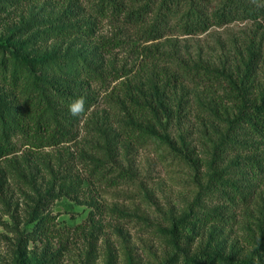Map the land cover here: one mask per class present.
<instances>
[{"label": "rangeland", "instance_id": "1", "mask_svg": "<svg viewBox=\"0 0 264 264\" xmlns=\"http://www.w3.org/2000/svg\"><path fill=\"white\" fill-rule=\"evenodd\" d=\"M243 1L254 15L221 23L216 11L229 0H180L160 19L161 36L145 40L112 5L99 14L108 0H0V63L52 53L54 68L32 69L71 78L80 62L100 75L89 111L68 126L69 142L31 150L18 141L0 161V264H187L205 252L244 264L255 256L264 243V142L237 120L233 97L259 104L264 96V0ZM69 15L91 21L92 35L18 44ZM103 39L120 45L103 52ZM127 88L168 94L174 117L159 114L155 132L128 135L119 103ZM206 210L218 216L203 221ZM47 213L43 237L35 225Z\"/></svg>", "mask_w": 264, "mask_h": 264}, {"label": "trees", "instance_id": "2", "mask_svg": "<svg viewBox=\"0 0 264 264\" xmlns=\"http://www.w3.org/2000/svg\"><path fill=\"white\" fill-rule=\"evenodd\" d=\"M178 1L180 0H159V2L144 0L141 3L139 0H108L109 4L102 5L99 14L106 17L107 8L112 5L116 14L124 15L126 20L135 26H141V29L139 28L137 31L144 36L143 39L149 40L153 36L156 39L161 36L160 19H164L167 12L172 11V4L178 5ZM253 8L254 5L246 4L243 0H229L225 9L217 10L216 15L221 23H227L242 16L252 17L254 15ZM151 14L155 15L154 22L148 25L147 16ZM69 18L68 24H53L46 27L42 33L30 35L17 42L22 48H27L38 35L52 38L92 35L91 21L72 22L73 17L69 15ZM201 23L204 21L197 24L201 26ZM194 26H197L196 23ZM8 38L9 41L12 39L10 36ZM119 45L120 41L103 39L98 47L103 52L109 53ZM54 62L55 56L52 53L39 57H31L30 53H14L12 62L6 59L0 63V161L19 151L18 141L31 150H41L46 146H58L69 142L73 135L68 126L73 123L74 119L89 111L93 99L89 92L92 81L99 78V72L89 66L88 70L84 71V66L77 62L74 65L76 71L74 76L61 79L56 75L39 73L31 67L32 63H36L54 68ZM81 73H85V78H78ZM158 91L148 97L140 90L132 91V88H127L125 96L119 99V103L125 110L123 118L126 121L128 135H133L134 128L141 129L142 133L155 132L156 128L152 124V118L158 117L159 114L169 119L174 117L175 106L171 103V96L164 94L165 97H163ZM140 95H143L144 99H141ZM81 98L84 101V110L73 116L69 111V105ZM233 98L239 100L237 120L244 122L252 132L260 135L264 142V96L259 104L249 102L243 92ZM143 109H150L152 113L150 120L144 117ZM15 135H18V140L13 138ZM217 216L218 214L214 210H206L202 219L210 222ZM51 219H53L51 213L38 218L35 232L43 237L49 236L51 234ZM180 225L185 227V220L177 222L174 230L175 235H178ZM254 254L255 256L245 261L244 264H264V243L255 247ZM28 263L30 260L26 259L24 264ZM37 264H42V262L38 261ZM187 264L230 263L225 261L220 253L205 252L200 258L193 259Z\"/></svg>", "mask_w": 264, "mask_h": 264}, {"label": "clouds", "instance_id": "3", "mask_svg": "<svg viewBox=\"0 0 264 264\" xmlns=\"http://www.w3.org/2000/svg\"><path fill=\"white\" fill-rule=\"evenodd\" d=\"M84 110V101L83 99H78L73 101L70 105H69V111L73 116H76L78 114H80L82 111Z\"/></svg>", "mask_w": 264, "mask_h": 264}]
</instances>
